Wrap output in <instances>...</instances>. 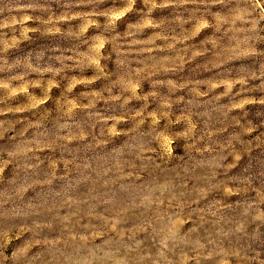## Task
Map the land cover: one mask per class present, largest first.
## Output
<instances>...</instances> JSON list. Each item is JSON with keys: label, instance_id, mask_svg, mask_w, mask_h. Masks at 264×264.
<instances>
[{"label": "clouds", "instance_id": "clouds-1", "mask_svg": "<svg viewBox=\"0 0 264 264\" xmlns=\"http://www.w3.org/2000/svg\"><path fill=\"white\" fill-rule=\"evenodd\" d=\"M0 264H264V0H0Z\"/></svg>", "mask_w": 264, "mask_h": 264}]
</instances>
